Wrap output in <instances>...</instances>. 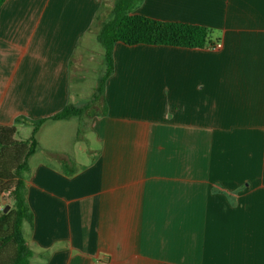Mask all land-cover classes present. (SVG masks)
Wrapping results in <instances>:
<instances>
[{
  "label": "crops",
  "instance_id": "1",
  "mask_svg": "<svg viewBox=\"0 0 264 264\" xmlns=\"http://www.w3.org/2000/svg\"><path fill=\"white\" fill-rule=\"evenodd\" d=\"M103 2L0 8V127L17 141L34 129L19 117L92 104L76 59L84 39L100 44ZM134 13L207 27L208 45L118 43L97 107L42 124L25 174L31 264H264V0H143Z\"/></svg>",
  "mask_w": 264,
  "mask_h": 264
},
{
  "label": "trees",
  "instance_id": "2",
  "mask_svg": "<svg viewBox=\"0 0 264 264\" xmlns=\"http://www.w3.org/2000/svg\"><path fill=\"white\" fill-rule=\"evenodd\" d=\"M6 0H0V8ZM143 0H104L90 31L98 29V41L105 50L106 71L97 84L92 104L84 107L66 106L48 119L31 121L19 117L15 124L34 127L26 141H17L15 126L0 127V200L7 197L10 208H0V264H31L32 251L23 233V225L33 221L27 202L25 174L29 159L36 153V134L47 120H64L89 114L102 99L107 80L114 72V48L118 43L128 46L148 45L186 49H202L208 45L210 30L200 25L156 20L134 13ZM108 18V19H107Z\"/></svg>",
  "mask_w": 264,
  "mask_h": 264
},
{
  "label": "rangeland",
  "instance_id": "3",
  "mask_svg": "<svg viewBox=\"0 0 264 264\" xmlns=\"http://www.w3.org/2000/svg\"><path fill=\"white\" fill-rule=\"evenodd\" d=\"M109 4H113L114 0H109ZM108 19V18H107ZM98 29H95L94 31H97ZM93 44H89L86 50L85 48V39L83 43L80 44L78 48V54L79 56L76 59V69L80 70L81 76H83L84 82L83 87H84V92H83V97L89 98L93 88L99 83L101 78H103L102 74V69H105L106 63L104 60L103 54H104V47L102 44H97V41L95 37H93ZM96 42V43H95ZM106 71V70H105ZM74 84V90L75 86ZM31 130L26 129L23 132L19 133L17 138L19 140L21 139H28L30 137ZM1 208L4 206L8 205L10 206V200L7 197H3L1 200Z\"/></svg>",
  "mask_w": 264,
  "mask_h": 264
},
{
  "label": "built area",
  "instance_id": "4",
  "mask_svg": "<svg viewBox=\"0 0 264 264\" xmlns=\"http://www.w3.org/2000/svg\"><path fill=\"white\" fill-rule=\"evenodd\" d=\"M221 48H222V43H217V44H214V45L210 46V49H212V50H218V49H221Z\"/></svg>",
  "mask_w": 264,
  "mask_h": 264
},
{
  "label": "water",
  "instance_id": "5",
  "mask_svg": "<svg viewBox=\"0 0 264 264\" xmlns=\"http://www.w3.org/2000/svg\"><path fill=\"white\" fill-rule=\"evenodd\" d=\"M9 208H10V206H7L5 211H8V210H9Z\"/></svg>",
  "mask_w": 264,
  "mask_h": 264
}]
</instances>
